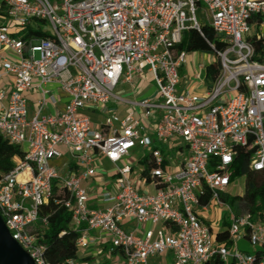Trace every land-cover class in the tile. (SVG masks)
Segmentation results:
<instances>
[{
    "label": "built area",
    "instance_id": "obj_1",
    "mask_svg": "<svg viewBox=\"0 0 264 264\" xmlns=\"http://www.w3.org/2000/svg\"><path fill=\"white\" fill-rule=\"evenodd\" d=\"M206 26L226 44L217 52L220 75L205 95L180 93L187 52L178 45ZM29 28L50 37L27 40ZM253 38L264 39V0H0V82L15 78L12 91L0 86V136L24 152L0 178V214L36 264H49L36 229L47 225L41 210L56 189L68 193L56 205L71 212L80 235L79 258L67 264H99L103 255L116 256L109 264H264V215L237 213L221 198L234 182L238 149L254 150L250 169L264 173V64L253 59ZM145 68L159 101L135 105L144 119L161 111L155 139L133 112L95 128L85 109L107 104L120 80ZM51 83L69 100L62 113L45 116ZM34 90L42 99L29 118L24 93ZM138 146L149 152L146 167L118 166ZM62 148L75 171L53 165ZM100 157L115 172L97 191V208L84 183ZM213 203L228 213L224 231L202 215ZM245 239L254 253L239 250Z\"/></svg>",
    "mask_w": 264,
    "mask_h": 264
},
{
    "label": "crops",
    "instance_id": "obj_2",
    "mask_svg": "<svg viewBox=\"0 0 264 264\" xmlns=\"http://www.w3.org/2000/svg\"><path fill=\"white\" fill-rule=\"evenodd\" d=\"M215 61L216 58L212 54L187 52V62L180 69L181 82L178 91L180 93L191 92L200 96L205 95L213 86V84L209 85L206 82V69ZM202 76L204 77L203 80ZM14 79L13 75H6L1 80L0 86L12 91ZM46 92L47 94L44 97L47 99V105L44 106L41 115L53 116L62 113L69 100L68 95L62 90L58 83L49 84L46 87ZM157 93L158 87L154 77L149 70L145 68L142 73L135 74L131 82L120 80L115 87L114 97L107 104L101 106H89L85 109L84 114L91 118L95 128L100 129L104 127L107 118L116 116L122 120L126 118L130 112H133L136 118L143 120L148 135L154 140L155 136L153 135V128L161 116V111L157 109L153 110L151 116L148 119H144V110L135 104L146 100L157 102L159 101ZM24 97L27 100L28 117L32 118L39 108V102L41 101L42 96L38 90H34L25 92ZM116 127L119 128V125ZM154 147H158V144L154 143ZM61 152L63 153V157L55 160L53 165L57 166L55 162L62 161L63 165L61 167L57 166L58 168H61L66 173L75 171V168L70 165L71 161L66 150L62 148ZM147 156L148 154H146L145 158L143 156L130 162L132 156L129 153L127 157L118 163V166L130 165L134 168L135 172H141L147 165ZM184 157L185 151L182 152V161ZM95 167L97 169L95 178L85 182L84 187L92 191V204L97 207V191H100L109 185L103 187L102 182L106 179V174L114 175L115 165L105 158L100 157L96 160ZM147 190L149 192H154L152 187H147ZM202 215L204 216V219L208 218V220L212 222L211 224L216 231L226 230L228 223H225L223 218L219 221L216 213H214L211 208H209L207 212L202 213ZM126 227L129 231L135 229L134 224H128Z\"/></svg>",
    "mask_w": 264,
    "mask_h": 264
},
{
    "label": "trees",
    "instance_id": "obj_3",
    "mask_svg": "<svg viewBox=\"0 0 264 264\" xmlns=\"http://www.w3.org/2000/svg\"><path fill=\"white\" fill-rule=\"evenodd\" d=\"M50 36L43 31H36L32 28L26 30L25 38L48 39ZM255 48L253 59L264 64V39H252ZM214 45L215 49L211 47ZM226 44L221 42L210 27H204L202 34L196 31H188L183 37V41L178 45L179 50L185 52H201L212 54L216 61L206 69V82L212 85L219 77L221 72V62L217 55L218 51H223ZM254 150L245 148L238 149L236 163L234 165L233 181L236 178L247 177L245 193L242 196L228 197L222 194V200L229 204L235 212H245L253 215L255 220L262 218L264 215V173L252 171L249 161ZM23 150L9 144L0 136V178L9 173L13 168V159L15 157H23ZM210 193L202 200V205L209 204ZM69 195L66 191L57 189L54 191L53 197L48 205L43 206L41 217L47 218V225L42 222L38 225L36 233L38 234L39 243L45 246V258L49 264H67L69 260L79 258L77 248V240L79 233L73 230L72 214L63 205H56L57 200L68 199ZM225 238L222 239V241ZM227 243L226 241H224ZM84 260L92 262L90 258ZM97 264V263H93ZM101 264H109L107 261ZM209 264H223L215 260Z\"/></svg>",
    "mask_w": 264,
    "mask_h": 264
},
{
    "label": "rangeland",
    "instance_id": "obj_4",
    "mask_svg": "<svg viewBox=\"0 0 264 264\" xmlns=\"http://www.w3.org/2000/svg\"><path fill=\"white\" fill-rule=\"evenodd\" d=\"M197 16H198V19L200 21L207 22L205 15L201 11L198 12ZM36 58L37 59L40 58L39 53L36 54ZM203 78L204 77L202 76V80H203ZM146 154L149 155L148 150H143V148L137 147L130 152V155L132 156V159H130V162H133L134 159H139L143 156L145 158ZM55 164L58 167H61L63 165V162L58 161V162H55ZM105 176H106V179L102 182L103 187L107 186L110 183V178L113 175L112 174H106ZM246 181H247V177H245V176L236 178V180L232 183V185L230 186V188L227 191L228 197L233 198L235 196L243 195L245 193ZM210 208L214 213H216L219 221H221V219L223 218L224 222L228 223L227 222L228 221V213L225 212L219 204L213 203V204H211ZM36 231H37V229H36ZM238 246H239V250L241 252L254 253L253 247L250 245L249 241L246 239L239 242ZM91 254H92V252L90 251V252H87L84 256L91 257ZM115 257L116 256H113V255H103V256H101V259H102V262H104L106 260H113ZM102 262H100L99 264H101ZM153 263H155V264L161 263V259H159V258H156L154 260L151 259L150 264H153Z\"/></svg>",
    "mask_w": 264,
    "mask_h": 264
},
{
    "label": "water",
    "instance_id": "obj_5",
    "mask_svg": "<svg viewBox=\"0 0 264 264\" xmlns=\"http://www.w3.org/2000/svg\"><path fill=\"white\" fill-rule=\"evenodd\" d=\"M0 264H36L30 254L13 239L0 214Z\"/></svg>",
    "mask_w": 264,
    "mask_h": 264
}]
</instances>
